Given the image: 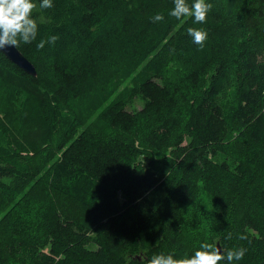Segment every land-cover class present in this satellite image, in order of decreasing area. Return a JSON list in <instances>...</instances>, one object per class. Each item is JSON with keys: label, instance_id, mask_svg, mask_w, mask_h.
<instances>
[{"label": "trees", "instance_id": "16d2710c", "mask_svg": "<svg viewBox=\"0 0 264 264\" xmlns=\"http://www.w3.org/2000/svg\"><path fill=\"white\" fill-rule=\"evenodd\" d=\"M208 2L195 24L173 0H53L18 47L37 76L0 51V264H147L205 241L264 264V0ZM127 82L87 124L79 107Z\"/></svg>", "mask_w": 264, "mask_h": 264}, {"label": "clouds", "instance_id": "9594fccd", "mask_svg": "<svg viewBox=\"0 0 264 264\" xmlns=\"http://www.w3.org/2000/svg\"><path fill=\"white\" fill-rule=\"evenodd\" d=\"M174 7L168 15L177 20L191 17L195 24L206 23V18L213 9L208 0H173ZM53 7V0H0V50L8 47H19L21 44H31L38 35V20L35 13H40ZM153 22L162 21L163 14L153 16ZM187 34L200 49L208 39V32L203 28L189 27ZM57 36L52 35L39 40L37 48L43 49L46 43L55 44ZM228 239L232 238L231 233ZM244 239V236L240 237ZM246 248L224 249L223 251L213 242H202L190 255L185 254L177 258L173 253H154L147 260V264H233L243 259Z\"/></svg>", "mask_w": 264, "mask_h": 264}, {"label": "rangeland", "instance_id": "374dc122", "mask_svg": "<svg viewBox=\"0 0 264 264\" xmlns=\"http://www.w3.org/2000/svg\"><path fill=\"white\" fill-rule=\"evenodd\" d=\"M10 61H11V60H10ZM7 67H8V68H11L10 65H7ZM128 83H129V82H127V83H125L124 85H122V86L120 87L119 91H117V92H113V93L110 95V97L107 98L104 102H102V100L99 101V102L97 103V106H98L97 108H93V106H89V105L92 104V103H90V102H87V103L84 104L83 106L79 107L80 109H82V110L84 111V113H82V114H86V115L88 114V112H89V110H90V107H92L91 110H90V111H92V115H91V118H90V119H89V118L87 119V124L90 123V122H92V121L98 116V114L101 112V110H102L106 105H108L109 102L115 97V95H116L117 93H119L120 91L124 90L125 87L128 86V85H127ZM94 99H95L96 101H98L99 96H98V95L95 96ZM90 100H92V99H90ZM94 107H95V106H94ZM141 107H142V103H141L140 99H139V98H135V100L133 101V103H131V105L128 106V109H130V110H134V109H138V110H140ZM80 112H81V111H80Z\"/></svg>", "mask_w": 264, "mask_h": 264}, {"label": "water", "instance_id": "95a60500", "mask_svg": "<svg viewBox=\"0 0 264 264\" xmlns=\"http://www.w3.org/2000/svg\"><path fill=\"white\" fill-rule=\"evenodd\" d=\"M2 51L14 64L32 76H37V69L31 60L18 47H8Z\"/></svg>", "mask_w": 264, "mask_h": 264}]
</instances>
